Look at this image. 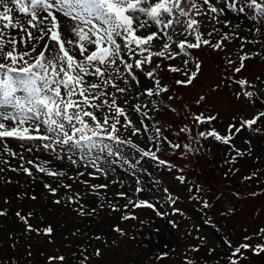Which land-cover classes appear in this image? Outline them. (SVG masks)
Returning a JSON list of instances; mask_svg holds the SVG:
<instances>
[{
  "label": "snow or ice",
  "instance_id": "6c2138e0",
  "mask_svg": "<svg viewBox=\"0 0 264 264\" xmlns=\"http://www.w3.org/2000/svg\"><path fill=\"white\" fill-rule=\"evenodd\" d=\"M242 21H247L248 26L242 27ZM244 32L250 33L251 38L241 34ZM260 36H264V0H0V174L11 171L23 174L30 181L29 190L17 191L12 198L5 196L4 204L36 202L51 196L50 206L74 213L73 220L79 217L93 221L107 209V216L118 222L110 224L103 235L93 234L85 244H77V251L72 253L74 264H89L92 256L102 257L100 247L89 252L93 241L107 250L120 248L125 238L135 241L137 237L130 236L120 224L138 220L137 209H151L160 218L183 215L180 209L172 207L176 203L172 196L167 198L170 213L161 211L150 200L139 199L138 194L144 191L139 186L133 196L123 191L115 192L114 202L108 198L107 191H99L107 190L108 184L80 181L90 189L81 194L73 190L72 183L64 182H75L76 177L59 168L53 160L67 159L74 167H91L107 175L99 165L100 156L93 155L97 148L117 156L120 155L119 147L128 145L142 157L164 165L166 161L160 160L157 152L179 150L184 157L200 150L194 149L193 144L211 140L228 147L229 154L235 153L225 160V163H234L246 154L232 143L234 137L241 131L259 132L257 125L264 118V110L247 119L241 117L236 121L233 117L236 122L228 124L221 134L214 124L218 114L208 110L206 94L181 104L179 111L173 102L184 99L176 89L195 87V81L203 74V61L195 52L210 49L224 54L222 60L229 70L224 79L238 86L232 91L233 97L254 106L256 93L248 88L255 85L246 78L234 79V74L245 69L246 60L257 56L264 60V40L258 39ZM213 37H218L215 43ZM237 40L239 50L233 49L229 54L227 45ZM247 44H260L261 48L247 52ZM167 78L171 82H166ZM256 79L264 85V79ZM220 87L221 84H217L212 90ZM193 105L202 110L192 111ZM162 110L176 115L181 111L187 114L184 119L188 123L173 135L184 134L188 143L182 145L163 134L167 129L149 115ZM122 131L128 133L127 138L120 134ZM133 137L136 140L143 137L145 147H140ZM9 139L19 142L22 151H14L8 145ZM34 150L51 152L53 158L44 161L31 158ZM25 152L30 156L26 158ZM247 154H251L250 149ZM9 158L17 160L18 165L13 167ZM36 173L41 174L39 181L43 192L40 197L31 187L38 179ZM84 175L83 171L77 173V176ZM255 176L256 173H252L244 179L251 180ZM0 182L25 187L19 180L5 175H0ZM88 196L96 197L92 202L95 206L85 202ZM120 198L127 203L119 204ZM112 213L119 215L113 217ZM0 217L11 220L14 229L16 225L21 226L19 236L12 231L8 233L13 249L19 237L27 241L43 237L54 244L57 228L65 227H54L51 222L45 224V216L35 207L27 212L20 207L11 215L9 208H0ZM32 220H39L40 224H33ZM139 223L142 232L150 222L140 220ZM168 223L173 228L179 227L174 220ZM154 231L158 233L160 229ZM112 233L119 242L109 243L106 237ZM71 235L78 237L86 233L76 228ZM63 238L69 240L67 235ZM254 238L264 241V229L254 236L243 237L238 245L225 238L223 244L229 254L221 259L227 264H240L247 259L245 253L248 251L253 255L264 253V242L252 243ZM149 239L151 236L143 237V240ZM197 239L203 241L201 237ZM202 246L203 243L192 246L189 251L198 253ZM31 248L32 244L28 243L26 258L29 261ZM59 251L56 248V252ZM215 251L211 248L208 254ZM41 255L45 256V264H67L63 255ZM168 255V252L158 253L155 260H163ZM0 264H9V261ZM11 264L16 262L11 261ZM185 264H196V260L185 256Z\"/></svg>",
  "mask_w": 264,
  "mask_h": 264
},
{
  "label": "rangeland",
  "instance_id": "374dc122",
  "mask_svg": "<svg viewBox=\"0 0 264 264\" xmlns=\"http://www.w3.org/2000/svg\"><path fill=\"white\" fill-rule=\"evenodd\" d=\"M241 26L247 27L248 22L242 21ZM241 34L251 38L250 33L244 32ZM217 38H211L213 43ZM258 39L264 40V36H260ZM239 47L240 42L237 40L227 45V52L232 54L233 49L239 50ZM260 48V44L245 45V51L247 52L258 51ZM195 55L203 61V74L195 81V87L176 89L179 95L184 98L182 101L173 102V106L177 107L178 111L181 104L193 100L200 94H206V106L210 112L218 114V119L214 124L217 130L223 134L228 124L238 121L241 117L250 118L255 112L264 110V103H262L264 102V85L256 79L257 77L264 79V60L259 56L246 60L245 69L241 73L234 74V79H240L239 76H243L255 85L253 88H248L249 91L256 93L255 105L251 106L250 102L237 101L233 97L232 91L238 86L224 79L229 70L222 60L223 53L204 49L196 51ZM232 58L235 59V55ZM162 75L166 74L162 73ZM166 82H171V79L167 78ZM217 84H221V87L213 91L212 89ZM229 84H231V87L228 86ZM201 110L194 105L192 106L194 112ZM149 115L167 129L163 134L168 136L169 139L182 145L189 142L184 134L179 137L173 135V133L179 131L183 124L188 123L184 119L186 113L181 111L180 115H176L170 111L162 110L156 114L149 113ZM233 117H236V121H233ZM133 118L135 119V117ZM145 122L151 123L148 120ZM257 126L260 128L259 132L241 131L234 137L232 143L246 154L243 157H238L232 164L225 163V160L229 159L230 155H235V153L229 154L228 147L211 140L201 141L199 145L193 144L194 149L200 148V150L184 157L178 154L179 150L173 152L169 149L167 152L163 150L157 152L156 155L159 159L166 161L164 165L149 157H142L139 152L128 145L120 146V155L117 156L109 155L107 150L101 152L97 148L93 150V155L100 156L99 165L107 172V175L96 172L91 167L87 169L82 165L78 168L74 167L67 159L63 161L53 160V163L59 168L76 177L75 182L70 180L64 182L72 183L73 190L81 194L86 190L90 191V189H86V185L80 183V181H88L89 184L93 185L108 184L107 190L100 189L99 191H107L108 198L113 199L114 202L117 199L114 197L115 192L123 191L128 196H133L135 189L139 186L144 189L138 194L139 199L150 200L161 211L170 213L171 208L168 206L167 198L172 196L176 199V203L172 207L180 209L183 213V215L170 214L167 217L160 218L151 209H137L135 215L139 218L138 220L120 224L130 236L135 235L137 239L132 241L125 238L120 248L111 250L105 249L104 245L98 241H93L89 252L93 251L95 247H100L103 255L99 258L92 256L89 264H185V256L189 259L195 258L196 264H205V262L216 264L217 260H219V264H227L225 259H221V257L229 254V250L223 244L225 238L231 240L233 245H238L242 242L243 237L254 236L261 229H264V192L259 193L264 191V118L258 122ZM120 134L125 138L128 137L127 132L122 131ZM132 139L140 147H145L143 137L140 140H136L135 137ZM246 141H250V143H246ZM8 145L14 151H22L19 142L15 140L9 139ZM164 147H167V145ZM148 148L155 151V148H152L151 145H148ZM249 149L251 154H247ZM113 150H116L115 146ZM24 155L26 158L30 156L26 152ZM162 155L164 156L162 157ZM36 157L40 161L51 160L53 153L36 152L34 150L31 158ZM169 157L174 158L181 165L172 163ZM9 159L11 160V158ZM11 164L15 167L18 165V161L11 160ZM229 169L238 171H229ZM33 171L35 170L33 169ZM81 171L85 175L77 176V173ZM119 171L124 173L129 181L123 178L121 180L117 174ZM88 173H94V175ZM226 173L227 175H225ZM252 173H256L253 179H244ZM0 175L19 180L20 184L25 186L22 189L18 184L4 185L0 182V208H9V215L20 207H23L25 212L35 207L38 212L45 216V224L51 222L54 227L65 225V227L57 228L54 244H49L47 239L43 237H34L31 241L19 237V242L13 249L11 247L12 241L8 239V233L12 231L13 235L19 236L21 226L16 225L14 229L11 220L0 217V262L7 260L9 264H11V261H15L16 264H45V256L41 255V253H45L46 255H63L67 258V264H74L72 253L77 251V244H85L88 236L93 234L103 235L108 232L110 224L118 222L107 216V209L101 211L95 221L92 219L82 220L79 217L73 220L74 213L55 205L50 206V201L53 199L51 196L47 197V200L42 198L36 202L25 200L22 204L13 201L11 206L5 205L3 202L5 196L12 198L17 191L29 190L30 181L23 174H16L11 171ZM36 175L38 179L31 184V187L34 189L35 194L40 197L43 192L42 184L39 181L41 174L36 173ZM113 181H117V183H112ZM165 189H167V192ZM253 194H257V196ZM95 200V196L85 198L86 203H92ZM124 203H127V200L120 198L119 204ZM205 203L209 206L204 207ZM38 205H42V208H38ZM49 206L50 211L47 210ZM92 206H95V204L92 203ZM118 215L119 213H112L113 217ZM140 220L150 222L149 225L143 227L142 232L140 231ZM169 220L176 221L179 227L173 228L168 223ZM31 223L39 225L40 221L32 220ZM76 228H80L86 235L72 236L71 233ZM157 228L160 229L158 233L154 231ZM170 232H172L170 234L172 235V242L167 241L168 237L165 238V234ZM65 235L69 237L68 241L64 240ZM145 236H151V239L143 240ZM197 237L203 238V241L197 239ZM106 239L109 243L112 240H118L119 242V238L115 233L107 236ZM142 240L143 243H141ZM251 242L264 241L254 238ZM28 243L32 244L30 261L26 258ZM201 243H203V246L198 253L189 251L192 246ZM164 245L168 247L165 248ZM56 248L60 249L59 253L56 252ZM211 248H215L216 251L209 255L208 252ZM161 252H168V257L156 261L155 256ZM245 256L247 259L241 260L240 264H264V253L257 256L248 251Z\"/></svg>",
  "mask_w": 264,
  "mask_h": 264
},
{
  "label": "bare ground",
  "instance_id": "6f19581e",
  "mask_svg": "<svg viewBox=\"0 0 264 264\" xmlns=\"http://www.w3.org/2000/svg\"><path fill=\"white\" fill-rule=\"evenodd\" d=\"M118 174V177L122 180V178L124 179V180H126V181H129L128 180V177L124 174V173H122V172H118L117 173ZM42 208V205H38V208ZM170 234H172V232H170V233H167V234H165L166 236H165V238H167V241H170V242H172V238H171V236L172 235H170Z\"/></svg>",
  "mask_w": 264,
  "mask_h": 264
},
{
  "label": "trees",
  "instance_id": "16d2710c",
  "mask_svg": "<svg viewBox=\"0 0 264 264\" xmlns=\"http://www.w3.org/2000/svg\"><path fill=\"white\" fill-rule=\"evenodd\" d=\"M178 154H179V153H178ZM179 155H180V154H179ZM166 157H168V156H166ZM169 158H170V157H169ZM170 161H171L172 163H174V164L181 165V164L178 163V161H175L174 158H170ZM222 167L224 168V165H223ZM197 168H198V167H197ZM198 170H199V169H198ZM199 172H200V171H199ZM200 173H201V172H200ZM263 192H264V191H263ZM263 192H262V193H263Z\"/></svg>",
  "mask_w": 264,
  "mask_h": 264
}]
</instances>
